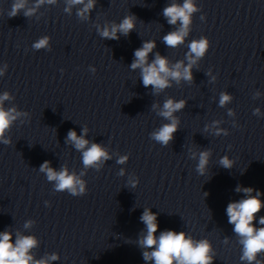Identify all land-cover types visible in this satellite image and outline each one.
<instances>
[{
  "label": "clouds",
  "instance_id": "9594fccd",
  "mask_svg": "<svg viewBox=\"0 0 264 264\" xmlns=\"http://www.w3.org/2000/svg\"><path fill=\"white\" fill-rule=\"evenodd\" d=\"M54 4L56 0H35L32 7H27L28 0H13L9 18L16 17L23 11L25 17L32 16L36 10L43 4ZM96 0H67L66 12H70L72 6L82 5L77 11L79 17L90 15L94 9ZM197 7L193 0H183V3L173 2L163 9V16L167 19L168 24L177 25L179 27L169 32L163 37V42L170 48H176L185 42V38L189 35L190 24L192 22V14L197 11ZM135 28V17L126 16L119 24L113 23L110 27L105 25L102 29L98 28V33L102 39L118 40L120 35L127 36ZM119 34V35H118ZM48 37H43L33 44L34 49H42L48 46ZM156 47L155 41H145L142 46L135 50V59L130 65L131 70L140 69V77L145 88L151 86L153 94H158L168 87H171L170 81L174 80L179 83L180 80L191 82L193 80L192 68L197 61L205 56L210 49L209 39L204 36L194 39L188 43V52L185 58L188 61H178L169 66L166 56H161L159 52L155 54V58L151 63L148 61L149 53H152ZM95 71V69H93ZM2 74V73H0ZM211 76V72L208 73ZM212 80L216 77L212 76ZM258 95V94H257ZM10 99L9 93L5 92L0 95V143L10 145V139L5 138V132L8 131L13 122L20 116L28 115L26 112L17 111L15 108L4 107V101ZM232 97L222 92L219 97V106L224 107L231 101ZM186 101L174 100L169 98L164 101L162 107L159 108L157 115L164 118L168 123L161 125L156 131L152 132L151 139L155 140L162 146H167L173 139L174 134L179 127V119L174 113L184 109ZM153 110L158 105L153 104ZM259 113V109L254 110V115ZM229 115H232L231 109ZM218 121L213 122L211 127L215 130L214 134L228 135L227 131L216 127ZM208 126L205 127V131ZM88 134V128L83 127L81 134H77L75 129H70L67 133L66 143H71L74 148L81 152L82 163L85 168H99L105 161L111 159L107 150L101 144L90 142L85 137ZM211 153L209 150L199 152V160L197 164V172L201 175L205 173L206 166L209 163ZM196 153H193V158ZM127 156H121L118 164H124ZM222 167L229 169L233 162L228 156L220 159ZM39 171L46 175L50 182H55V190L58 192L67 191L72 196H83L86 194L85 182L75 173H70L66 166H62L59 171L51 167L50 161H44ZM123 175V170H121ZM80 175H83L81 173ZM132 187H136L137 181H129ZM237 192H242L244 198L235 202H230L226 208L228 223L233 225V232L238 236V243L242 246L240 260L243 264H264V260L258 259V256L264 254V216L259 218L258 223L261 227L257 228V214L264 209V201L260 199L262 193L252 187H236ZM256 195H252L253 192ZM48 207L51 203L45 202ZM141 221L145 225L146 233H142L138 243L143 249V259L145 261H153L154 264H213L214 253L210 242L207 239L195 240L192 236L184 231L177 232L175 230L160 231L157 221V213L149 208H145L141 217ZM31 221L27 222L25 227H29ZM37 240L32 236L17 235L15 243L12 242V233L4 231L0 233V264H48V260H34L30 254V250L36 247ZM51 260L58 259L53 254L49 257Z\"/></svg>",
  "mask_w": 264,
  "mask_h": 264
}]
</instances>
